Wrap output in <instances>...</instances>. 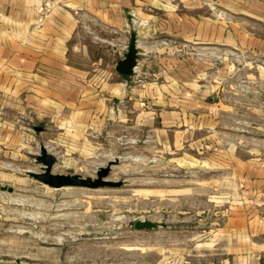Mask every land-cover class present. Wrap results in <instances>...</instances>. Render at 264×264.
<instances>
[{
  "label": "crops",
  "instance_id": "1",
  "mask_svg": "<svg viewBox=\"0 0 264 264\" xmlns=\"http://www.w3.org/2000/svg\"><path fill=\"white\" fill-rule=\"evenodd\" d=\"M131 35L137 65L124 75L112 47L97 37ZM159 37L264 55V0H0V166L32 163L42 144L75 162L93 158L103 140L120 133L174 157L196 143L198 129L220 125L232 105L206 78L210 59L150 45ZM212 154L220 166L234 161L252 199L264 196V166L240 161L231 147ZM260 205L264 200L246 203ZM255 210L228 215L229 243L218 264L260 263Z\"/></svg>",
  "mask_w": 264,
  "mask_h": 264
},
{
  "label": "rangeland",
  "instance_id": "2",
  "mask_svg": "<svg viewBox=\"0 0 264 264\" xmlns=\"http://www.w3.org/2000/svg\"><path fill=\"white\" fill-rule=\"evenodd\" d=\"M209 59L206 78L232 108L220 125L201 126L189 148L186 142L170 157L156 153L151 141L120 133L103 140L95 157L61 156L53 169L93 175L117 157L109 177L124 184L56 189L23 173L34 170L33 161L0 166V185L12 187L0 189V264H218L229 243L228 215H248L255 209L247 202L264 200L246 192L234 161L220 166L212 154L216 146L231 147L240 161L264 166V55L212 46ZM255 212L260 221L252 231L264 260V205ZM144 218L165 226L135 229Z\"/></svg>",
  "mask_w": 264,
  "mask_h": 264
},
{
  "label": "water",
  "instance_id": "3",
  "mask_svg": "<svg viewBox=\"0 0 264 264\" xmlns=\"http://www.w3.org/2000/svg\"><path fill=\"white\" fill-rule=\"evenodd\" d=\"M138 49L136 36L131 35L128 40L127 49L115 62V70L124 75H130L135 71L137 65ZM58 157L50 152L45 145H40L37 154L33 157V162L39 167L38 170L30 168L23 169V173L29 177L47 185L51 188H61L65 186H79L87 188L117 187L124 184L123 179L113 180L109 177L112 166L118 162L117 157H113L105 165L97 166L93 175H82L80 173L55 172L54 165L58 163ZM0 189L12 190V187L0 185ZM135 229H154L158 226H165L164 222L151 220L148 218L137 219L133 224Z\"/></svg>",
  "mask_w": 264,
  "mask_h": 264
},
{
  "label": "built area",
  "instance_id": "4",
  "mask_svg": "<svg viewBox=\"0 0 264 264\" xmlns=\"http://www.w3.org/2000/svg\"><path fill=\"white\" fill-rule=\"evenodd\" d=\"M47 8V4L40 7L41 10L44 11V9ZM39 20H41L39 18ZM99 40L107 43L109 46L112 47V51L117 55V58H121L124 52L127 49L128 39H121L118 42L109 39V38H102L97 37ZM152 46H162L165 48H172L174 52L177 55L180 54H186V55H201L198 56L199 58H209L210 56V48L208 47H202V46H196V47H187L186 44L182 45L177 39L172 37H159L155 38L151 41ZM238 53L235 54V57H238Z\"/></svg>",
  "mask_w": 264,
  "mask_h": 264
},
{
  "label": "trees",
  "instance_id": "5",
  "mask_svg": "<svg viewBox=\"0 0 264 264\" xmlns=\"http://www.w3.org/2000/svg\"><path fill=\"white\" fill-rule=\"evenodd\" d=\"M259 264H264L263 258L260 259V263Z\"/></svg>",
  "mask_w": 264,
  "mask_h": 264
}]
</instances>
